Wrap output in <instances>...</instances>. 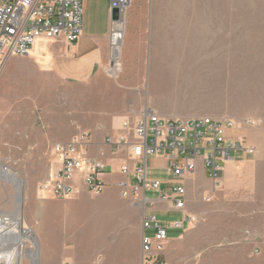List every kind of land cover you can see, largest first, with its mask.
I'll list each match as a JSON object with an SVG mask.
<instances>
[{
  "label": "crops",
  "instance_id": "obj_1",
  "mask_svg": "<svg viewBox=\"0 0 264 264\" xmlns=\"http://www.w3.org/2000/svg\"><path fill=\"white\" fill-rule=\"evenodd\" d=\"M85 1L82 35L76 43L68 44L61 37L40 43L25 59L14 57L13 62L8 59L0 77L2 79L14 67L25 63L60 85L95 89L93 95L82 98L92 107L86 114H81V122L76 118H72L74 122L71 119L72 125L68 118L63 124L57 122L55 126L64 129L58 134L54 132L49 141L66 143L76 134L90 135L89 155L105 166L101 180L106 187L95 195L81 181L74 179L76 192L68 199H43L38 192L26 194L22 221L23 227L34 236L33 245H26L31 260L14 256L12 264H142V237H150L154 232L142 227L144 216L150 212L147 203L120 196L117 184L121 177L117 170L124 157L113 154L104 146V140L109 136L116 137L124 121L133 124L146 111L181 119L180 114L170 107L177 105V100L169 96V89L180 83V6L171 7L163 0H154L150 31L140 30L134 35L126 29L120 48L121 82L114 84L100 81L111 60L109 4L100 11L94 4L96 0ZM130 20L126 14L125 27ZM257 119L259 124L254 129L240 127L228 131L229 139L243 141L247 147H254L255 153L237 152V157H231L224 165L220 184L215 190L198 162L195 173L184 181V210H173L171 204L159 202L155 192H146V197L154 201L152 214L167 230L164 253L167 264L171 250L179 248L180 238L192 224L186 219L199 220L206 216L202 205L204 196H211L212 202L219 206L237 202L236 205L243 209L241 215H264V198L261 197L264 185V105L258 107ZM74 125L79 130L74 129ZM168 165L169 162L161 158L147 161V178L161 181L160 190L166 195L171 194L176 183L167 174ZM130 182L134 183L133 180ZM4 194L0 192V234L7 232L10 236L15 226L20 233L21 221L17 216L3 215L6 214L1 202ZM255 203L257 206L254 207ZM250 207L252 209L248 211ZM176 222L181 226L173 227ZM10 251L0 247L2 264H6L3 260Z\"/></svg>",
  "mask_w": 264,
  "mask_h": 264
},
{
  "label": "rangeland",
  "instance_id": "obj_2",
  "mask_svg": "<svg viewBox=\"0 0 264 264\" xmlns=\"http://www.w3.org/2000/svg\"><path fill=\"white\" fill-rule=\"evenodd\" d=\"M163 2L180 6V83L169 89L170 98L178 102L170 107L181 119L229 118L237 123L236 129L256 128L258 107L264 105V0ZM153 3L134 0L127 13L131 20L128 26L123 25L121 35H126V29L134 35L140 30L150 31ZM94 4L102 11L108 0H96ZM120 55L121 50L117 70L108 72L111 59L101 82H121ZM9 59L14 61V57ZM93 90L60 85L25 63L0 77V163L23 182V200L26 194L38 192L54 169L51 148L55 142L49 140L54 132L64 129L56 123L63 124L67 118L71 125L72 118L81 122V114L92 107L82 98L93 95ZM248 120L254 125H247ZM231 157H237V152H231ZM261 189L264 198L263 184ZM0 192L5 193L1 196L3 212L13 216L14 188L0 181ZM204 197L211 201L205 202ZM204 197L206 216L192 222L180 238L179 248L171 250L169 264H264V215H241L243 209L235 201L219 206L211 196ZM22 215L23 203L20 226L27 229ZM19 232L23 235L22 230ZM26 235L33 240L32 234ZM24 244L23 258L26 245H33L30 241ZM11 252L3 260L6 264L13 262Z\"/></svg>",
  "mask_w": 264,
  "mask_h": 264
},
{
  "label": "built area",
  "instance_id": "obj_3",
  "mask_svg": "<svg viewBox=\"0 0 264 264\" xmlns=\"http://www.w3.org/2000/svg\"><path fill=\"white\" fill-rule=\"evenodd\" d=\"M83 1L0 0V73L9 58L28 57L40 43L57 37L63 38L68 44L76 43L82 35ZM108 4L110 16L114 10L118 11L119 16L116 21L110 18L111 51L114 29L120 23L125 25L131 0H108ZM246 124L252 126L254 122L248 120ZM237 126L229 118L178 119L146 111L133 124L124 121L116 137L109 136L104 140V146L113 154L124 157L117 170L121 177L117 184L120 196L137 203H147L150 210L143 218L142 227L143 230L151 229L154 232L150 237H142V264H167L164 255L167 230L152 214L154 201L146 197V192H155L158 201L171 204L173 210H184V181L195 173L198 162H201L205 176L215 190L220 184L224 165L231 160V152L255 153L254 147H247L243 141L227 137L228 131ZM91 145L90 135L79 133L66 143L52 146L54 169L39 186L41 198H70L76 192L74 179L81 181L92 194L104 191L106 185L101 175L105 172V166L89 155ZM100 155H104L102 150ZM149 158H161L169 162L167 174L176 182L170 195L160 190L161 181L147 178ZM204 201L210 202L211 198L204 197ZM194 220L192 217L186 219L187 223ZM172 226L180 227L181 224L176 222Z\"/></svg>",
  "mask_w": 264,
  "mask_h": 264
},
{
  "label": "water",
  "instance_id": "obj_4",
  "mask_svg": "<svg viewBox=\"0 0 264 264\" xmlns=\"http://www.w3.org/2000/svg\"><path fill=\"white\" fill-rule=\"evenodd\" d=\"M110 18L112 21L118 20L119 18L118 11L117 10L112 11ZM0 181L7 183L14 188L15 190L14 216H17L20 219V215L22 211V203H23V195H22L23 182L20 179H18L15 174L6 171V167L2 163H0ZM3 215H5L6 217L10 216L7 214H3ZM23 233H30V231L28 229H23ZM14 246H16L15 257L17 258L18 257L17 255L18 238L15 237L11 240L8 237L7 232L3 233L2 235L0 234V247H6L9 250ZM25 258L31 260L30 253L26 252Z\"/></svg>",
  "mask_w": 264,
  "mask_h": 264
},
{
  "label": "bare ground",
  "instance_id": "obj_5",
  "mask_svg": "<svg viewBox=\"0 0 264 264\" xmlns=\"http://www.w3.org/2000/svg\"><path fill=\"white\" fill-rule=\"evenodd\" d=\"M123 30V24L120 23L118 25H116L115 29H114V37L112 40V49H111V55H112V66L109 70V72H113L115 70H117V66H118V59H119V52H120V43H121V36H120V32H122ZM18 223H16L17 225ZM13 230L11 231L13 234H10V236H8L11 240L15 237L18 238V247H17V255L19 257L22 256L23 251H24V243L25 241H30L31 244H33V240L30 236L26 235V233H23V235L20 236V233H18V229L16 228V226L14 228H12ZM9 231V230H8ZM23 232V231H22ZM35 242V241H34ZM11 249H9L8 251H10ZM13 252V257L15 256V251H16V246H15V250H12ZM26 254V252H25ZM11 258V257H10ZM0 264H2V260H0Z\"/></svg>",
  "mask_w": 264,
  "mask_h": 264
}]
</instances>
